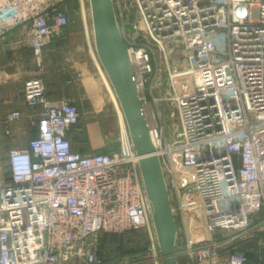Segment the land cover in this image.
<instances>
[{"label":"built area","instance_id":"1","mask_svg":"<svg viewBox=\"0 0 264 264\" xmlns=\"http://www.w3.org/2000/svg\"><path fill=\"white\" fill-rule=\"evenodd\" d=\"M113 1L169 189L179 262L247 264L229 246L264 247V0ZM73 2L86 19L89 0H0V43L16 39L0 47L13 59L0 66V87L22 79L18 106L0 92V137H26L0 149V264H162L139 155L108 77L118 143L82 153L68 137L77 104L53 99L42 76ZM26 45L36 74L23 78L15 50ZM129 232L143 233L142 252L98 257L101 234Z\"/></svg>","mask_w":264,"mask_h":264},{"label":"water","instance_id":"2","mask_svg":"<svg viewBox=\"0 0 264 264\" xmlns=\"http://www.w3.org/2000/svg\"><path fill=\"white\" fill-rule=\"evenodd\" d=\"M94 46L123 111L132 146L139 155L162 264H181L176 255L177 221L158 154L155 153L136 73L113 0H89ZM242 242V241H240ZM239 242L229 246H237Z\"/></svg>","mask_w":264,"mask_h":264},{"label":"crops","instance_id":"3","mask_svg":"<svg viewBox=\"0 0 264 264\" xmlns=\"http://www.w3.org/2000/svg\"><path fill=\"white\" fill-rule=\"evenodd\" d=\"M81 19L77 24L70 23L63 36L54 39L45 49V57L54 52L62 55V60L56 67L59 74L48 83V88L53 99L70 98L77 104L80 120L68 133L72 148L82 153L111 151L116 145L108 143L103 126V120L107 119L106 95L112 99L111 86L95 50L93 32L88 23L84 25L83 16ZM76 39H81V43L72 46L71 43ZM27 73L29 72L25 69L23 78L28 76ZM66 79L71 82L67 84ZM21 85L22 79L13 81L5 88L0 87L4 99L8 97L5 104L18 106ZM13 96L14 99H10ZM258 237L264 239V231ZM252 240L256 239L239 242L236 248L247 253V264H264V247H252V243L249 244Z\"/></svg>","mask_w":264,"mask_h":264},{"label":"rangeland","instance_id":"4","mask_svg":"<svg viewBox=\"0 0 264 264\" xmlns=\"http://www.w3.org/2000/svg\"><path fill=\"white\" fill-rule=\"evenodd\" d=\"M87 7V6H86ZM76 14V15H75ZM70 18L72 19V23L76 22L78 23V20L82 21V15L74 13L70 15ZM85 26L87 23L90 26V30H92V23H91V16L90 14L86 16ZM83 25V23H81ZM61 38V37H60ZM59 39V38H58ZM16 39H14L13 36H9L6 40V44L0 43L1 46H11L13 42H15ZM81 39L74 40L71 45H76L77 43L80 44ZM71 46V47H72ZM17 51V52H16ZM16 55L18 57V61L20 62V66L23 69H26L29 73L26 75H35V62L32 58L31 50L29 47L26 46H20L19 48L15 50ZM5 52L0 50V66L9 64L13 59H10L9 57L5 56ZM12 56V54L10 55ZM15 59V58H14ZM16 60V59H15ZM45 70L42 76L44 77L45 81L48 83H51V81L58 76V71L56 70V67H58L60 61L62 60V55L54 52L53 54H47L45 57ZM32 72L30 73L29 70ZM24 76V75H23ZM70 80L66 79V83L68 84ZM50 85V84H49ZM72 85V84H70ZM48 86V85H47ZM151 94H159L158 90L155 91V93L151 92ZM107 103H106V118L103 120V126H104V136L107 137L108 143L110 145H116L118 143V138L116 135L115 125L118 123L117 118H114L115 110V104L112 99H109V97L106 95ZM3 140L8 141L6 143L3 142ZM18 140H26V137L21 135L20 139H18V135L5 137H0V146L1 150H8L11 146V144L17 143ZM19 141V142H20ZM11 143V144H10ZM3 147V148H2ZM116 147V146H115ZM243 239L235 241V243L242 241ZM251 240V239H250ZM247 241V239L243 240L242 242ZM256 241H251L249 244H251L252 247H258V245L255 243ZM144 244V235L142 232H129L125 234H101L99 241H98V257L101 258L103 261H117L122 259L123 257L127 255H131L130 253L132 251H135V249H141ZM250 246V245H249ZM251 263V260H249Z\"/></svg>","mask_w":264,"mask_h":264},{"label":"trees","instance_id":"5","mask_svg":"<svg viewBox=\"0 0 264 264\" xmlns=\"http://www.w3.org/2000/svg\"><path fill=\"white\" fill-rule=\"evenodd\" d=\"M74 13H77V14H79L78 13V4L76 3V2H73L72 3V12L70 13L71 15L72 14H74ZM76 15V14H75ZM70 23H72V20L70 21ZM69 23V24H70ZM68 24V25H69ZM55 39H58V38H55ZM60 39V38H59ZM47 83V82H46ZM48 85V84H47ZM49 92H50V90H49ZM79 120H80V118H79ZM79 123V122H78ZM78 123L76 124V125H78ZM76 125H74L73 127H75ZM105 234H107V233H105ZM140 252H142L141 251V249H135V251H132L130 254V256H134V255H137V254H139ZM107 262V261H106Z\"/></svg>","mask_w":264,"mask_h":264},{"label":"bare ground","instance_id":"6","mask_svg":"<svg viewBox=\"0 0 264 264\" xmlns=\"http://www.w3.org/2000/svg\"><path fill=\"white\" fill-rule=\"evenodd\" d=\"M146 111H147L148 114H150L149 107H146Z\"/></svg>","mask_w":264,"mask_h":264}]
</instances>
